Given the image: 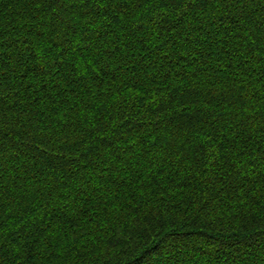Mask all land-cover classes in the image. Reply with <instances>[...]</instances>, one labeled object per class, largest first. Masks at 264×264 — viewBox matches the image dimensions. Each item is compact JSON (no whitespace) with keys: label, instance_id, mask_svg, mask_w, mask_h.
<instances>
[{"label":"trees","instance_id":"1","mask_svg":"<svg viewBox=\"0 0 264 264\" xmlns=\"http://www.w3.org/2000/svg\"><path fill=\"white\" fill-rule=\"evenodd\" d=\"M217 7L0 0V264H260L264 12Z\"/></svg>","mask_w":264,"mask_h":264},{"label":"snow or ice","instance_id":"2","mask_svg":"<svg viewBox=\"0 0 264 264\" xmlns=\"http://www.w3.org/2000/svg\"><path fill=\"white\" fill-rule=\"evenodd\" d=\"M29 2L33 3L36 8L48 7L51 8L53 12H56L58 22L63 24V17L60 13L67 14L65 9H73L75 8L78 11H82L85 16H104V13H110L113 16L120 15L123 17L127 15L131 10H139L140 8H148L150 9V16H156L158 19L162 20L165 18H176V17H187L189 13L196 8L198 5L201 7L207 6L208 9L213 10L212 14L215 15L218 9V5H228L231 4L233 7H238V11L240 15H237L236 18L241 20V22L245 19V9L248 11H252L254 8H259L261 12H264V3H257V0H29ZM164 3V7H160L161 3ZM59 9V11H57ZM89 9H94V12H90ZM163 14V15H161ZM221 16H228L227 12H221ZM224 23V22H222ZM95 27H101L99 24L95 25ZM153 27H158V22L153 21ZM232 30L226 24L224 25L222 36L231 35ZM75 35V34H74ZM196 35H199L198 33ZM247 35V32H245ZM76 44L78 47L83 48L84 44H81V41H84L87 45V49H92L96 46L97 38H99L100 43H104L108 38L101 37L99 33L93 35L91 31L87 34L81 33L80 35L75 36ZM222 47L227 48L228 40L222 38L219 40ZM2 43V41H0ZM187 44H193V40L191 37L186 41ZM51 47V45H48ZM107 46V45H105ZM260 48L262 50L261 55L264 56V41L261 42ZM188 55H191V50L188 52ZM104 60H107V56L102 57ZM39 64L40 61L37 60ZM264 64V60L261 61ZM259 67V66H257ZM7 71L2 66H0V90L3 88V75ZM88 68H83L79 70L80 75H84ZM261 76L264 77V68L261 69ZM6 95V93H4ZM2 103V101H0ZM194 111V109L192 110ZM256 111H260L257 109ZM262 117H264V112H262ZM255 117H253L254 119ZM262 134H264V125H261ZM259 167L264 169V162H259ZM3 173H0V178H2ZM255 194V193H254ZM4 196V186L0 183V205H3L5 201L2 199ZM256 231H264V227L257 228ZM19 251V249H17ZM250 256L252 255L251 249H249ZM260 264H264V244L260 245L259 251ZM255 260L256 257H253Z\"/></svg>","mask_w":264,"mask_h":264}]
</instances>
